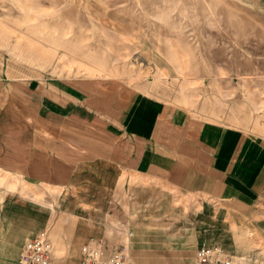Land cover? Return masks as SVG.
Instances as JSON below:
<instances>
[{"label":"rangeland","instance_id":"rangeland-1","mask_svg":"<svg viewBox=\"0 0 264 264\" xmlns=\"http://www.w3.org/2000/svg\"><path fill=\"white\" fill-rule=\"evenodd\" d=\"M8 82L34 95L15 108L23 127L46 110L38 100L49 87H69L98 105L115 97L128 133L150 135L173 114L213 128L228 157L214 197L134 170L117 178L104 162L81 163L69 188L96 199L103 235L129 243L135 264H195L202 247L225 264H264V0H0ZM0 113L14 122L11 106ZM15 171L0 164V239L18 210L3 204L54 214L64 197Z\"/></svg>","mask_w":264,"mask_h":264},{"label":"crops","instance_id":"crops-1","mask_svg":"<svg viewBox=\"0 0 264 264\" xmlns=\"http://www.w3.org/2000/svg\"><path fill=\"white\" fill-rule=\"evenodd\" d=\"M18 87L19 83L0 84V108L11 106L14 119L10 123L0 113V164L31 181L61 187L64 197L54 214L33 202L2 205V209L18 210L11 223L12 235L0 239V264H20L24 242L42 229H47L53 243L50 264H81L82 244L106 234L104 213L96 199L87 198L76 187L69 188L81 163L104 162L117 172V178L120 169L147 173L180 189L213 197L226 184V173L220 167L228 157L226 151H220L221 139L211 133L213 128L197 124L194 118L181 122L177 114L162 116L152 134L140 130L142 135H136L121 130L124 119L115 97L108 98L107 105H98L100 101L88 100L78 88L49 87L38 100L46 110L41 109L23 127L16 120L15 108L21 106V97L29 104L34 95L28 87L21 95ZM85 101L117 120L94 115ZM113 176L116 178L115 173Z\"/></svg>","mask_w":264,"mask_h":264},{"label":"built area","instance_id":"built-area-1","mask_svg":"<svg viewBox=\"0 0 264 264\" xmlns=\"http://www.w3.org/2000/svg\"><path fill=\"white\" fill-rule=\"evenodd\" d=\"M53 243L48 236L47 229L31 235L24 242L19 254L20 264H50ZM81 264H135L132 261L131 251L127 242H112L107 236H92L83 243ZM225 257L213 255L209 249L202 247L199 250L195 264H225Z\"/></svg>","mask_w":264,"mask_h":264}]
</instances>
